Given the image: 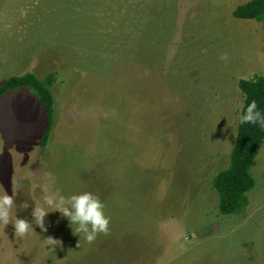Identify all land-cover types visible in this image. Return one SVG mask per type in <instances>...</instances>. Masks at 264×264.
Instances as JSON below:
<instances>
[{"label":"rangeland","instance_id":"rangeland-1","mask_svg":"<svg viewBox=\"0 0 264 264\" xmlns=\"http://www.w3.org/2000/svg\"><path fill=\"white\" fill-rule=\"evenodd\" d=\"M252 0H0V86L55 74V125L26 89L0 99V192L32 219L45 186L91 192L109 231L94 242L57 212L23 239L0 227V264H264V143L242 216L219 212L244 105L264 77ZM227 55V61L220 57ZM62 245L49 251L43 239Z\"/></svg>","mask_w":264,"mask_h":264},{"label":"trees","instance_id":"trees-1","mask_svg":"<svg viewBox=\"0 0 264 264\" xmlns=\"http://www.w3.org/2000/svg\"><path fill=\"white\" fill-rule=\"evenodd\" d=\"M233 16L240 20L258 21L263 24L264 29V0H252L238 6ZM55 83V74L41 80L35 74L27 73L11 77L0 86V99L12 91L26 89L39 100L47 117V128L41 142L43 147L47 146L55 125V97L52 91ZM239 88L244 96L241 115L253 100H256L258 109L264 113V77L241 80ZM263 143L264 129L258 124L238 123L230 165L219 173L213 182L219 196V212L222 215L242 216L249 207V193L256 187L251 169Z\"/></svg>","mask_w":264,"mask_h":264},{"label":"clouds","instance_id":"clouds-1","mask_svg":"<svg viewBox=\"0 0 264 264\" xmlns=\"http://www.w3.org/2000/svg\"><path fill=\"white\" fill-rule=\"evenodd\" d=\"M221 60L227 61V55L220 57ZM241 124H258L264 129V113L258 109L256 100H253L247 105L246 110L240 116ZM44 193L42 204L35 201L31 212L32 219L20 217L13 212L14 208L22 210L29 208L27 201L20 205L15 204L17 197L16 191L0 192V227H7L10 224L13 226L14 237L23 239L29 233L36 232L35 227H39L42 232H46L45 218L50 212H59L63 218H67L69 226L73 234L81 236L83 239L92 243L101 233L107 234L109 231L110 217L105 213V204L99 196L91 192H81L68 197L59 192L50 193L45 186L42 188ZM49 251H55L57 247L62 245L59 239L48 236L43 239Z\"/></svg>","mask_w":264,"mask_h":264},{"label":"crops","instance_id":"crops-1","mask_svg":"<svg viewBox=\"0 0 264 264\" xmlns=\"http://www.w3.org/2000/svg\"><path fill=\"white\" fill-rule=\"evenodd\" d=\"M238 20H240V19H238Z\"/></svg>","mask_w":264,"mask_h":264}]
</instances>
